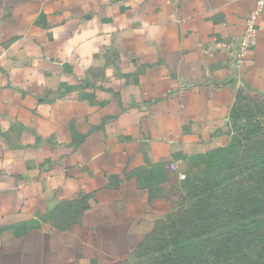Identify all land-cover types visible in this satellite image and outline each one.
Segmentation results:
<instances>
[{"label": "crops", "instance_id": "obj_1", "mask_svg": "<svg viewBox=\"0 0 264 264\" xmlns=\"http://www.w3.org/2000/svg\"><path fill=\"white\" fill-rule=\"evenodd\" d=\"M256 0H0V264H125L189 158L264 104V11L240 70L205 52Z\"/></svg>", "mask_w": 264, "mask_h": 264}, {"label": "trees", "instance_id": "obj_2", "mask_svg": "<svg viewBox=\"0 0 264 264\" xmlns=\"http://www.w3.org/2000/svg\"><path fill=\"white\" fill-rule=\"evenodd\" d=\"M241 99L244 97L240 96ZM238 117L236 105L231 113L232 136ZM261 164L264 165V158ZM255 176L257 182L264 181L260 171ZM198 200L201 207L198 216L187 218L183 209L169 214L157 222L153 232L131 255L157 232L164 235L169 229L170 238L164 241L168 250L163 252L161 264H264V189L224 188L221 196H217V205ZM181 223L186 225L189 230L186 233L192 239H187L185 230L179 228Z\"/></svg>", "mask_w": 264, "mask_h": 264}, {"label": "rangeland", "instance_id": "obj_3", "mask_svg": "<svg viewBox=\"0 0 264 264\" xmlns=\"http://www.w3.org/2000/svg\"><path fill=\"white\" fill-rule=\"evenodd\" d=\"M238 109L236 133L226 146L183 162L180 172L172 179V192L176 195L172 198L170 214L183 209L187 218L196 217L201 209L198 199L217 205V196H221L224 188L264 189V181L257 182L255 176L258 171L264 174L261 164L264 158V104L252 98L241 99ZM179 225L185 233L189 232L184 223ZM169 231L166 229L164 235L157 232L130 255L125 264H161L162 254L168 250L164 241L170 238ZM192 238L187 234V239Z\"/></svg>", "mask_w": 264, "mask_h": 264}, {"label": "built area", "instance_id": "obj_4", "mask_svg": "<svg viewBox=\"0 0 264 264\" xmlns=\"http://www.w3.org/2000/svg\"><path fill=\"white\" fill-rule=\"evenodd\" d=\"M264 11V0H256V8L245 18V25L238 37L217 39L207 45L205 52H219L224 54L228 65L232 69L240 70L245 62L247 54L253 49L256 43L258 32V16Z\"/></svg>", "mask_w": 264, "mask_h": 264}]
</instances>
